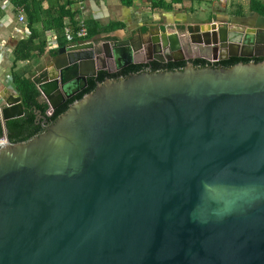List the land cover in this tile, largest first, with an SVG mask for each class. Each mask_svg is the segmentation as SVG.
<instances>
[{"label": "water", "instance_id": "1", "mask_svg": "<svg viewBox=\"0 0 264 264\" xmlns=\"http://www.w3.org/2000/svg\"><path fill=\"white\" fill-rule=\"evenodd\" d=\"M230 26L62 47L35 130L0 109V264H264V33Z\"/></svg>", "mask_w": 264, "mask_h": 264}, {"label": "crops", "instance_id": "2", "mask_svg": "<svg viewBox=\"0 0 264 264\" xmlns=\"http://www.w3.org/2000/svg\"><path fill=\"white\" fill-rule=\"evenodd\" d=\"M60 1H62V3H64V1L69 3L67 8L72 18L65 20L67 26L70 25V27H73L74 24L92 20L108 29L113 27V29H115L114 31L98 35V38H94V40L91 41L97 45L102 42V38L100 37H103V41H108L106 40L107 37L115 38L114 41L130 40L132 42V48L136 51V63H144L143 61L146 60L149 54L151 37L157 36L161 38L162 33H165L167 37L174 35L178 36L180 50L175 49L168 51L174 59L178 60L182 56L185 58L197 59L196 57L199 56L198 50L191 46L188 40L184 38L185 30H180V27L185 29L187 25L208 23L227 24L238 28H255L258 33H264V18L250 12V0H247V10L242 9L240 6L234 9L233 2L230 3L228 0H182L181 3H173L172 0H132L131 7L123 6L120 0ZM228 4L229 7L227 6ZM203 5H207L211 13L207 19L201 18L198 14L199 7ZM47 6L48 2L44 0L42 2V8L46 9ZM237 12H240V16L234 15ZM228 15L230 19H228ZM20 29H23V26H17L14 17L11 13H8V17L3 20L0 26V39L7 40L8 45L13 48L17 41L24 40V38H21L23 34H21ZM35 29L39 32L40 25L37 24ZM76 44L81 43L72 45ZM68 45L71 44L68 43L62 46L57 45L56 48L51 50H56V52H58L60 48ZM257 46L258 45H256V47ZM141 47L144 49L141 50ZM49 51L50 50L44 52L41 56V59L46 60V65L43 70L45 74H50L49 72L53 71L54 76L51 78H54L56 76L54 60L56 57L64 59V55L56 53V55L52 57ZM32 60L33 57H30L26 61H20L14 64L12 54H0V109L7 107L6 103L13 102V99L18 97V93L12 84V75L16 74V70H21L20 66H23L25 63H32ZM112 64L113 62L111 60H108L106 63V65ZM14 65H17V68L13 67ZM11 67H13V69H11ZM24 68V70H27L26 67ZM39 83L40 82H38V84ZM39 100L44 103L40 98ZM19 112V107L16 104H11L6 111V113L11 116H15L19 114Z\"/></svg>", "mask_w": 264, "mask_h": 264}, {"label": "trees", "instance_id": "3", "mask_svg": "<svg viewBox=\"0 0 264 264\" xmlns=\"http://www.w3.org/2000/svg\"><path fill=\"white\" fill-rule=\"evenodd\" d=\"M44 0H12L14 5L23 6L26 14V28L29 35L26 39L18 41L12 51V60L15 64L16 62L28 60L32 54L37 53L39 55L44 54L46 49V36L45 33L52 31L56 34L58 46L64 44H75V43H85L98 35L106 34L112 32L115 29L111 27L106 28L99 23L88 20L83 23V27L86 31V36L80 39H75L72 42L67 41L64 36V28H69L72 33H76L80 29V24H74L73 27L65 24L66 19H71L72 16L68 10L69 3L67 1L60 0H47L48 6L46 9L42 8V2ZM182 0H172L173 3H181ZM123 6L131 7L132 0H120ZM250 12L264 18V0H250L249 3ZM234 15L240 16V12ZM39 24L40 30L43 34V43L39 41L40 33L35 29V26ZM40 34V35H39ZM60 34L63 36L61 39ZM96 39V38H95ZM106 40L114 41L115 38L107 37ZM56 50H50V56L56 55ZM263 58V57H261ZM232 59H245V58H232ZM257 59V58H255ZM197 60V59H194ZM202 60V59H201ZM205 61V60H204ZM228 61V60H224ZM155 62V61H153ZM182 62V61H177ZM207 62V61H206ZM223 62V61H218ZM158 63V62H155ZM176 63V62H168ZM215 63V62H214ZM145 64V63H135ZM161 64V63H158ZM131 66V65H129ZM128 67V66H127ZM13 69V67H11ZM105 71V70H100ZM98 71V72H100ZM116 73V72H115ZM90 79V78H89ZM12 83L15 86V90L18 96L21 98V104L24 109V115L20 118L11 119L5 122V133L8 141L25 138L29 135L35 128L40 124L38 121L39 117L46 118L48 106L45 103L40 102L39 92L37 90V84L27 78H19L16 75H12ZM30 127V130L28 129ZM4 135V130L0 122V138Z\"/></svg>", "mask_w": 264, "mask_h": 264}, {"label": "built area", "instance_id": "4", "mask_svg": "<svg viewBox=\"0 0 264 264\" xmlns=\"http://www.w3.org/2000/svg\"><path fill=\"white\" fill-rule=\"evenodd\" d=\"M8 13H11V15L14 17V20L17 26H20V27L23 26V29H20L21 34H23L21 35V38L26 39L29 35V32L26 28V14H25L24 7L14 5L12 0H0V26L2 25L3 20L6 17H8ZM45 36H46V45L48 46V50L56 48L58 45L56 34L52 31H49L45 33ZM64 36L69 42H72L73 40L77 38L80 39V38L85 37L86 31L83 27V23H80V29L76 33H72V31L69 28L65 27ZM13 48L10 47V45H8L7 40L0 39V54L1 55L2 54H8V55L12 54ZM44 103L47 104L46 102ZM51 112L52 110L48 107L46 114L49 115Z\"/></svg>", "mask_w": 264, "mask_h": 264}, {"label": "rangeland", "instance_id": "5", "mask_svg": "<svg viewBox=\"0 0 264 264\" xmlns=\"http://www.w3.org/2000/svg\"><path fill=\"white\" fill-rule=\"evenodd\" d=\"M228 1L230 3L233 2L234 9H236L237 6H240L244 10L248 9V1L247 0H233V1L232 0H228ZM229 4L227 5L228 7H229ZM227 12H228V8H227ZM198 14L200 15L201 18L207 19L208 16L211 13H210V10H209L208 6L207 5H203V6L199 7ZM228 19H230L229 15H228ZM180 28H181L180 30H183V31L185 30L182 27H180ZM260 32H262V31H260ZM39 33L41 34V35L39 34L40 35L39 41L42 42L43 41L42 31L40 30ZM60 37H61V39L63 38V36L61 34H60ZM98 37L99 36H96L95 38H98ZM100 38H102V42H103V37H100ZM47 49H48V46L46 45L45 52L48 51ZM42 55H39L37 53L32 54L31 57H33L32 61L34 63L32 62L33 64L32 63L23 64V66H20L21 70H16V74L15 75L17 77H19V78H27V79L33 81L34 83L40 82V80H42V78L46 76V74H45V72L43 70L45 65H46V60L45 59H41ZM13 67L17 68V65H14ZM24 67H26L27 70H24L25 69ZM105 67H106V70H110V69L114 70L113 64L112 65H106ZM28 129L30 130L29 126H28ZM0 139L2 140L3 138H0Z\"/></svg>", "mask_w": 264, "mask_h": 264}, {"label": "bare ground", "instance_id": "6", "mask_svg": "<svg viewBox=\"0 0 264 264\" xmlns=\"http://www.w3.org/2000/svg\"><path fill=\"white\" fill-rule=\"evenodd\" d=\"M230 29H236V30H237V27H236V26H235V27L230 26ZM99 65H100V66H104V61H103V60H100V61H99ZM49 73H50V76H51V77L54 76L53 71H52V72H49ZM3 141H4V140H1L0 143H4Z\"/></svg>", "mask_w": 264, "mask_h": 264}, {"label": "flooded vegetation", "instance_id": "7", "mask_svg": "<svg viewBox=\"0 0 264 264\" xmlns=\"http://www.w3.org/2000/svg\"><path fill=\"white\" fill-rule=\"evenodd\" d=\"M44 119H45V118H44V117H42V118H41V120H40L39 122L41 123V122H42Z\"/></svg>", "mask_w": 264, "mask_h": 264}]
</instances>
